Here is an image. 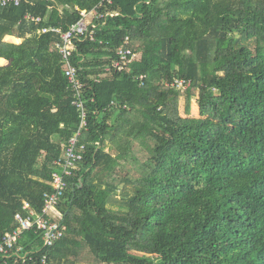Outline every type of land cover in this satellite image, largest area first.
Wrapping results in <instances>:
<instances>
[{
  "label": "trees",
  "instance_id": "obj_1",
  "mask_svg": "<svg viewBox=\"0 0 264 264\" xmlns=\"http://www.w3.org/2000/svg\"><path fill=\"white\" fill-rule=\"evenodd\" d=\"M82 10L116 14L74 40L87 116L58 205L63 236L46 248L29 230L19 243L37 264H264V0L0 6V240L24 201L41 210L80 123L60 34L41 28L65 32ZM125 36L136 57L107 73ZM175 78L191 84L167 85Z\"/></svg>",
  "mask_w": 264,
  "mask_h": 264
},
{
  "label": "built area",
  "instance_id": "obj_2",
  "mask_svg": "<svg viewBox=\"0 0 264 264\" xmlns=\"http://www.w3.org/2000/svg\"><path fill=\"white\" fill-rule=\"evenodd\" d=\"M22 0H0V6H18ZM81 19L71 25L65 32H61L59 28L43 27L41 32H56L60 34L61 41L57 44V48L62 61V69L66 76L69 88L73 95L72 104L80 112V123L75 133L67 140V143L61 154L55 159L54 163L57 170L52 172L50 185L51 191L45 192L44 201L40 211L32 208L29 202L24 201L22 212H17L14 220L17 223L16 228L4 234L0 240V256L4 258H13L15 262L20 261L22 264H37L32 256L31 250H26L19 243L25 231L34 230L40 233L42 246L52 247L62 236L64 226L60 222L62 213L58 210L65 190L67 188V178L72 175L73 170L77 167L79 161L83 157L85 150L84 144L80 142L83 129L86 127V108L83 97V83L79 77V69L72 62V53L75 50L74 40L77 37L86 35L90 40H94V21L101 20L106 15H115L113 12H98L92 10L87 12L82 10ZM90 18H87V17ZM25 18L29 21L38 23L41 17L26 14ZM117 58L111 62L106 68L107 73L122 71L129 67L136 54L130 47V38L125 36L121 44L116 48ZM130 71V70H129ZM139 85H144L145 75L138 76ZM191 82L187 79L175 78L167 85L178 90H185L190 86ZM46 263V255H42L39 264Z\"/></svg>",
  "mask_w": 264,
  "mask_h": 264
},
{
  "label": "crops",
  "instance_id": "obj_3",
  "mask_svg": "<svg viewBox=\"0 0 264 264\" xmlns=\"http://www.w3.org/2000/svg\"><path fill=\"white\" fill-rule=\"evenodd\" d=\"M5 41L12 42V43H20L22 41V38H18L15 35H7L4 37ZM9 64V61L3 57H0V66H7ZM0 264H17L16 262H10V261H0Z\"/></svg>",
  "mask_w": 264,
  "mask_h": 264
},
{
  "label": "rangeland",
  "instance_id": "obj_4",
  "mask_svg": "<svg viewBox=\"0 0 264 264\" xmlns=\"http://www.w3.org/2000/svg\"><path fill=\"white\" fill-rule=\"evenodd\" d=\"M180 103L183 105L184 103H183V97H181V101H180ZM182 115L183 116H185L183 113H182ZM190 116L191 117H194V118H204V116H201L200 114H199V110H198V107H197V104H196V101L195 100H193L192 102H191V105H190ZM112 207H114V206H112ZM132 251V253H134V254H142V252H138V251H135V250H131Z\"/></svg>",
  "mask_w": 264,
  "mask_h": 264
}]
</instances>
